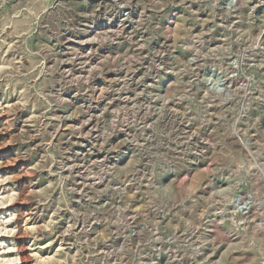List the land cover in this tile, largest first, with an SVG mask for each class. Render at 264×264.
I'll use <instances>...</instances> for the list:
<instances>
[{"label": "clouds", "instance_id": "1", "mask_svg": "<svg viewBox=\"0 0 264 264\" xmlns=\"http://www.w3.org/2000/svg\"><path fill=\"white\" fill-rule=\"evenodd\" d=\"M0 264H264V0H0Z\"/></svg>", "mask_w": 264, "mask_h": 264}]
</instances>
